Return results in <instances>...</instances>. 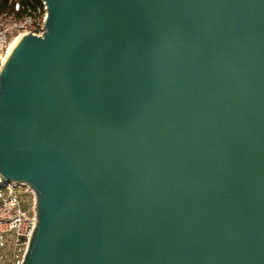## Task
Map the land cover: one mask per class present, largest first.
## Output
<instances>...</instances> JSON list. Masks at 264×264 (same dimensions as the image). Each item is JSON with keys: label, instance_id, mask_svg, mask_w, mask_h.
<instances>
[{"label": "water", "instance_id": "obj_1", "mask_svg": "<svg viewBox=\"0 0 264 264\" xmlns=\"http://www.w3.org/2000/svg\"><path fill=\"white\" fill-rule=\"evenodd\" d=\"M0 67L20 264H264V0H41Z\"/></svg>", "mask_w": 264, "mask_h": 264}, {"label": "built area", "instance_id": "obj_2", "mask_svg": "<svg viewBox=\"0 0 264 264\" xmlns=\"http://www.w3.org/2000/svg\"><path fill=\"white\" fill-rule=\"evenodd\" d=\"M42 12L44 13L43 16H40L39 11L36 16L13 20L11 26L7 29V35L0 34V46L5 48V46H9L13 41H18L21 36L26 34L40 36L44 30L45 20V6L43 2ZM13 31L17 33H12ZM22 196L25 197V200L22 199ZM25 201L28 203V206L31 205L28 210L23 208ZM34 205L35 195L29 186L26 184L1 182L0 180V237H11L15 250L17 248L22 250L21 260L36 224ZM3 250L0 246V263Z\"/></svg>", "mask_w": 264, "mask_h": 264}, {"label": "rangeland", "instance_id": "obj_3", "mask_svg": "<svg viewBox=\"0 0 264 264\" xmlns=\"http://www.w3.org/2000/svg\"><path fill=\"white\" fill-rule=\"evenodd\" d=\"M40 11V16H43L42 9ZM37 10V14L39 13ZM13 22L12 19H8L6 17L0 18V34L7 35L8 28L11 26V23ZM12 33H17L16 31H13ZM17 41H13L10 43L9 46H5V48L0 46V67L2 66L4 60L9 55L12 48L15 46ZM22 199L25 200V197L22 196ZM31 207V205L28 206V203L25 201L23 204V208L25 210H28ZM0 246L4 249L2 260L0 264H19L21 260L22 250L18 249L15 250L13 246V242L11 241L10 236H2L0 237Z\"/></svg>", "mask_w": 264, "mask_h": 264}, {"label": "trees", "instance_id": "obj_4", "mask_svg": "<svg viewBox=\"0 0 264 264\" xmlns=\"http://www.w3.org/2000/svg\"><path fill=\"white\" fill-rule=\"evenodd\" d=\"M38 9H42L41 0H0V18L21 20L36 16Z\"/></svg>", "mask_w": 264, "mask_h": 264}]
</instances>
